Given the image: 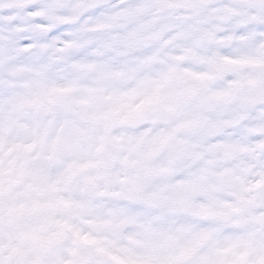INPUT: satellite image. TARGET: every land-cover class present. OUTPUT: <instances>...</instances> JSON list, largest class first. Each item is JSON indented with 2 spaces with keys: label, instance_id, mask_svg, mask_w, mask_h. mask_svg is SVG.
I'll list each match as a JSON object with an SVG mask.
<instances>
[{
  "label": "snow or ice",
  "instance_id": "obj_1",
  "mask_svg": "<svg viewBox=\"0 0 264 264\" xmlns=\"http://www.w3.org/2000/svg\"><path fill=\"white\" fill-rule=\"evenodd\" d=\"M0 264H264V0H0Z\"/></svg>",
  "mask_w": 264,
  "mask_h": 264
}]
</instances>
